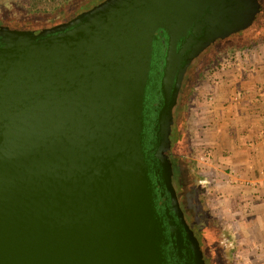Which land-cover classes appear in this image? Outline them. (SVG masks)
<instances>
[{
	"label": "water",
	"instance_id": "obj_1",
	"mask_svg": "<svg viewBox=\"0 0 264 264\" xmlns=\"http://www.w3.org/2000/svg\"><path fill=\"white\" fill-rule=\"evenodd\" d=\"M262 9L260 0H105L49 28L0 25V264H166L154 176L170 235L171 207L192 235L169 155L185 74Z\"/></svg>",
	"mask_w": 264,
	"mask_h": 264
},
{
	"label": "rangeland",
	"instance_id": "obj_2",
	"mask_svg": "<svg viewBox=\"0 0 264 264\" xmlns=\"http://www.w3.org/2000/svg\"><path fill=\"white\" fill-rule=\"evenodd\" d=\"M101 1L66 0L53 12L37 13L31 10L28 0H0V25L14 29L49 27ZM250 27L223 42L219 39L194 60L190 79L174 109L171 139L174 150L177 147L183 181L179 186L173 182L190 222L213 240L215 264H264V213L248 211L251 201L259 202L260 198L240 204L235 196L239 183L234 180V171L218 158L224 142L218 131L221 84L240 61L264 62V16ZM216 66L218 70L211 73ZM206 69L207 79L202 81L199 77ZM152 81L147 97L150 103ZM241 206L246 210L244 216L240 214ZM170 210L177 215L172 207Z\"/></svg>",
	"mask_w": 264,
	"mask_h": 264
},
{
	"label": "crops",
	"instance_id": "obj_3",
	"mask_svg": "<svg viewBox=\"0 0 264 264\" xmlns=\"http://www.w3.org/2000/svg\"><path fill=\"white\" fill-rule=\"evenodd\" d=\"M231 69L218 94V131L224 140L218 158L234 171L240 204L260 198L248 211L264 213V62L243 60ZM245 212L241 206V216ZM257 217L253 221L259 222Z\"/></svg>",
	"mask_w": 264,
	"mask_h": 264
},
{
	"label": "flooded vegetation",
	"instance_id": "obj_4",
	"mask_svg": "<svg viewBox=\"0 0 264 264\" xmlns=\"http://www.w3.org/2000/svg\"><path fill=\"white\" fill-rule=\"evenodd\" d=\"M104 1L105 0H102L100 3L104 2ZM100 3H98V4H100ZM98 4H96V5H98ZM96 5H93L89 8H86V9L82 10L81 12L74 13L73 15L69 16L68 18H65L66 20H62L61 22L56 23V24L49 26V27H53L55 25L68 22L71 19L77 17L79 14H82L84 12L92 10V8L95 7ZM49 27L33 28V29H29V30H37V29L49 28ZM230 37H232V35ZM230 37H228V38H230ZM223 40H225V39H223ZM165 42H166L165 39L160 38L158 41L157 47H156V53L154 55V60H153V62H154L153 63V68H154L153 71H155V72L152 75L153 76L152 80L154 83V87H153L154 93L151 94V97H152L151 103L149 102L148 98H147V103H146V108H147L146 143H147L149 149H151L153 147V144L155 142L154 122H155V116H156V113L158 111V108H159L158 105H159L160 101L159 100L154 101V99H156L157 97H160L159 88H160V78H161L162 67H163V56H164L165 45H166ZM215 43L212 44V46L215 45ZM208 49L209 48H207L206 51ZM193 62H192V64H193ZM191 65L189 66V68L191 67ZM186 74H187V72H186ZM186 74H185V77H186ZM185 77H184V80L182 83L180 94H181L182 89H183ZM180 94H179V98H180ZM147 97H148V95H147ZM179 98H178V102H179ZM178 102H177V104H178ZM169 155L171 158L170 152H169ZM152 163H154V161ZM173 177H174V175H173ZM157 180H158V177L154 176V182L156 185V192L158 194L157 199H156L157 207H158V211L160 212V216L164 220V225L167 227V229H166V240H167L168 244L165 246V250H164L165 263L166 264H215V255H216L215 252L216 251L214 248L213 240H211V238L209 237V235L207 233H205V232L202 233L201 230L198 229L197 226H195V224H193L192 222L189 221L188 214H186V210L183 208L180 201H179L180 206L183 210V215H184L183 218H184L185 222L188 224L190 230L192 231V233H191L192 235L189 236V233H188L184 223L181 222V219L179 218V216H177L173 213V210H170V214L173 215L172 219L174 220V227H175L177 233L174 235V237H172L170 235L169 224H168L167 215H166V208L168 206L167 194L161 195L162 192L165 191V188L163 186H161L160 184H157ZM173 180H174V178H173ZM173 185L175 187L174 182H173ZM178 233L180 234V241H179L180 244H178L177 240H176L177 239L176 235Z\"/></svg>",
	"mask_w": 264,
	"mask_h": 264
},
{
	"label": "trees",
	"instance_id": "obj_5",
	"mask_svg": "<svg viewBox=\"0 0 264 264\" xmlns=\"http://www.w3.org/2000/svg\"><path fill=\"white\" fill-rule=\"evenodd\" d=\"M65 1L66 0H28L31 10H33V11H35L37 13L38 12H48V13L49 12H53V11L57 10L58 8H60ZM260 2H261L262 5L264 4V0H260ZM262 7H263V9H262V11L259 14L258 19H257L258 21L256 20V23L259 22L260 19L264 16V6H262ZM227 39H229V38H227ZM227 39H225V40H227ZM225 40H221V42H223ZM192 66L193 65H191V67L187 71V74H186V77H185V82H184V85H183V89L185 88V85L187 84L186 81H188L190 79V72H191ZM217 67L218 66H216L214 68L212 67L211 69L209 68L210 72L211 73L213 72V74H214L216 72V70H218ZM207 74H208V69L203 70V72L200 74V77H199L200 80H202V81L206 80L207 79ZM153 91H154V89H151L150 95L152 93H154ZM173 133H174V127H173ZM172 138H174V135H172ZM173 141L174 140L172 139V143H173ZM172 149L174 151V155L177 157V154L175 153L177 147H175V150H174V147H172ZM171 157H172L171 159H172V162H173V170H174V177H173L174 178V182L176 181V183L179 186L180 184H182V181H183L180 159H179V157L176 158L177 160L173 159L172 153H171Z\"/></svg>",
	"mask_w": 264,
	"mask_h": 264
}]
</instances>
